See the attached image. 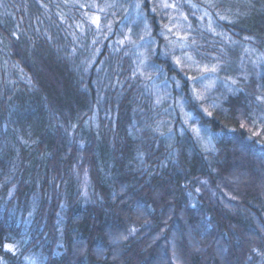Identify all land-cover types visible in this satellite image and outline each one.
<instances>
[{"label":"trees","instance_id":"1","mask_svg":"<svg viewBox=\"0 0 264 264\" xmlns=\"http://www.w3.org/2000/svg\"><path fill=\"white\" fill-rule=\"evenodd\" d=\"M2 1L0 264H264V64L246 67L239 45L196 23L237 81L217 83L212 116L185 105L207 130L201 141L183 124L177 101L191 92L170 59L146 51L148 74L113 48L125 33L117 6L88 34V3ZM193 4L190 15L205 7L237 43L264 48V0Z\"/></svg>","mask_w":264,"mask_h":264},{"label":"rangeland","instance_id":"2","mask_svg":"<svg viewBox=\"0 0 264 264\" xmlns=\"http://www.w3.org/2000/svg\"><path fill=\"white\" fill-rule=\"evenodd\" d=\"M72 1H74L75 3H81V2L88 3L89 6L92 9H94V11H92V13L90 11L88 12L85 11L84 16L88 18L89 16H92V15H99L101 17V30L102 31L103 30L105 31L108 28L106 26V23H110V20L106 16H105L106 19L104 21L102 20V15L100 14L104 12H100L99 8L104 7L106 4L111 5V7L117 6L118 11L120 12V16L122 15L124 17L123 21L125 23L124 25L125 33L112 40L113 48L120 50V48L126 47V48H123L122 50H125L129 54L134 53L136 57V61L139 64H141L140 61L144 60V63L146 64V66L148 65V62L150 61V59L146 57V51L150 50L152 53V56L155 55V56L161 57L162 55V56H165L167 59L169 58L173 68L174 69L177 68V70L180 71L184 75L188 90L190 92H191V88L193 85V81L188 80V77L199 76L200 73L196 69L195 66H190L189 64H182L178 66L175 63L173 57L182 56L184 52H187L189 54L194 55L196 59L201 60L202 63L213 64L217 57L221 59V56L217 52V50L215 51L212 50L209 46L206 45L207 44L206 42L202 41L201 34L203 32H200V34H198L197 30H194L196 23H198L200 27L204 29L203 30L204 32L205 31L207 32V34L209 35L212 41L217 40L219 42H222L225 44V47L227 48L229 47L230 49L233 46L236 48V46L239 45L240 49L238 52V55H239L238 57L241 60H243V63L245 64L246 67L249 66L250 64L251 66H256L257 68L260 69L259 67L260 64H264V48L261 49V47L259 46L258 39H256L255 37H251V39L246 40L245 37H250V36L245 35L242 38H240V40L237 43L236 38L233 36L231 32H228L224 27H222V25L215 24L214 20H212L211 16L209 15L205 7L201 8V12H200L201 16H199L198 18L193 16L194 13H192L193 15H190V11L187 9V7L192 8L193 12H194V8L198 7L196 4H193V0H184L183 2L182 0H168L169 3L175 2L178 5V8H175V9L162 8L160 6L161 0H148L149 1L148 6L144 5L143 3L144 0H72ZM138 3L141 5L139 9L136 7ZM2 5H3V1L0 0V7H2ZM192 5H196V7H192ZM4 8L7 9V7H4ZM106 8H109V7H106ZM153 8H155L156 11H152ZM205 12H207L208 15H205ZM151 16L154 18L155 24L151 23V20H150ZM185 16L187 17V20L184 19ZM192 16L195 17L194 20L192 19ZM201 17H203L204 19H201ZM146 25H147V29H146ZM83 28L86 33L92 34L93 28L89 21L83 24ZM167 28H172L173 30L172 33H169L167 31ZM212 29H214L215 31H212ZM148 32H150V35L147 34ZM177 33L180 35L188 33L189 40L186 41V43L191 44V40L195 39L196 45L194 47L196 51H193V48L191 47L181 50L178 45L174 46L172 43H170V41L177 40ZM126 36L129 37V39H125ZM141 37H143V40L141 39ZM146 40H151L153 41V43L151 45H144V41ZM119 41H123V43H119ZM133 41L135 43H133ZM89 43H90L89 41L87 42L86 41L83 42V40L81 41L80 47L83 49L82 51L83 53H86L88 51L86 45H88ZM174 47H175V50H173ZM225 52L228 55L231 53V52H227L226 49H225ZM165 53H168V54L165 55ZM231 55L232 54H230V56ZM141 66L144 68V70L146 71L148 70L147 67H144L145 66L144 64H141ZM147 73L149 74L148 71ZM217 75L219 76L220 80L225 79V76L221 72H219ZM175 81H176V76L173 75L170 83L172 82L171 85L174 87H175V83H174ZM230 82L231 80L228 81V83ZM205 83H207V81H205ZM217 83H220V82L217 81ZM158 85H159L158 88H161V91H164V92L166 91L165 87L163 86V83L158 84ZM222 85L226 87L224 84ZM197 87L199 88L200 86L197 84ZM177 90H180V89H177ZM212 91L208 93L209 99L207 102L203 104V107L210 104V101H212L210 100V96L213 97L214 95V93L211 94ZM195 103L196 105L200 107L199 102H195ZM195 127H200V126L199 124L196 123Z\"/></svg>","mask_w":264,"mask_h":264},{"label":"snow or ice","instance_id":"3","mask_svg":"<svg viewBox=\"0 0 264 264\" xmlns=\"http://www.w3.org/2000/svg\"><path fill=\"white\" fill-rule=\"evenodd\" d=\"M160 6L162 8H173V9L178 8V5L175 2L169 3L168 0H161ZM209 6L212 7L214 5L209 4ZM80 7H84V5H80ZM97 7H99V6H97ZM106 7H111V5L106 4L104 7H100L99 11L104 12ZM136 7L139 9L141 7V5L138 3L136 5ZM192 7H196V5H192ZM152 11H156V9L153 8ZM217 14L219 15V13H217ZM205 15H208V13L205 12ZM220 18L226 19V17H224V16H221ZM184 19L187 20V17L185 16ZM201 19H203V17H201ZM88 21L90 22L91 25H95L96 29L98 31L101 30V17L99 15L89 16ZM210 23H211V21H210ZM77 27L79 28L80 25H77ZM146 29H147V25H146ZM109 30H111V29L109 28ZM167 31L169 33H172L173 30H172V28H167ZM212 31H215V30L212 29ZM147 34L150 35V32H148ZM125 39H129V37L126 36ZM141 39L143 40V37H141ZM245 39L249 40V39H251V37H245ZM188 40H189L188 33H185L183 35H180L177 33V40L176 41H170V43H172L174 46L178 45L181 50H184V49L191 47V48H193V51H196V49L194 47L196 45L195 39L191 40V44L186 43V41H188ZM119 43H123V41H119ZM133 43H135V42L133 41ZM152 43H153V41H151V40L144 41V45H151ZM173 50H175V47ZM167 54L168 53H165V55H167ZM197 54H198V52H197ZM173 59L178 66H180L182 64H189L190 66H195L196 69L200 73L199 76L188 77V80L193 81V85L191 88V94L189 96H185L184 93L181 92V96H180L179 100L177 101V106L179 107L180 112L183 116V124L188 125L190 127L191 131L197 137V139L203 141L204 137L201 136V132L207 131V130L199 128V127H195V124L199 122L198 119L193 117V115H192V111H194L195 108H193L192 111L186 112V111H184L185 105H188L191 102H199L202 111L206 115L212 116V112L209 111L208 108L203 107V104L205 102H207L209 99L208 93H210L216 87L217 81L224 84L225 86H228L229 80H231V83L233 85L236 84L237 81L235 79H232L231 77H226L224 80H220V78L217 74L221 71H226V69H224L223 67L220 66L219 61H217V63H213V64L202 63L201 60L196 59V57L194 55L189 54L187 52H184L183 55L179 56V57L174 56ZM140 63L143 64L144 60H141ZM147 78L151 79L150 76ZM205 81H207V83H205ZM174 83H175V87L177 89L181 88V82L179 80H176ZM197 84L200 86L199 88L197 87ZM228 91L235 92V91H237V89H233L231 87H228ZM257 100L264 103V97H257ZM156 102L161 103L162 98L158 97ZM210 107L215 109L218 107V105L216 104L215 101H213L211 103ZM260 119L262 122H264V116H262ZM241 127H244L243 123H241ZM184 130L185 129H181V132H183ZM170 131H171V129H170ZM207 142H208V144H211V137H208ZM205 150L207 151L209 149L205 148ZM197 191H199V189H197ZM132 232H135V229H132ZM123 238L127 239V237H123ZM4 247H5V249H7L9 251H14V249H15V245H13V244H5Z\"/></svg>","mask_w":264,"mask_h":264}]
</instances>
